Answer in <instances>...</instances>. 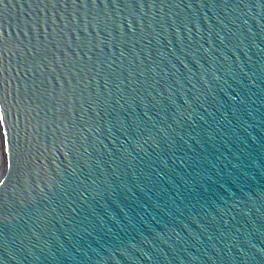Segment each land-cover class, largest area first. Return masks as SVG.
Listing matches in <instances>:
<instances>
[{
  "label": "water",
  "instance_id": "water-1",
  "mask_svg": "<svg viewBox=\"0 0 264 264\" xmlns=\"http://www.w3.org/2000/svg\"><path fill=\"white\" fill-rule=\"evenodd\" d=\"M0 264H264V0H0Z\"/></svg>",
  "mask_w": 264,
  "mask_h": 264
},
{
  "label": "bare ground",
  "instance_id": "bare-ground-1",
  "mask_svg": "<svg viewBox=\"0 0 264 264\" xmlns=\"http://www.w3.org/2000/svg\"><path fill=\"white\" fill-rule=\"evenodd\" d=\"M1 162H2V155H1V149H0V169H1Z\"/></svg>",
  "mask_w": 264,
  "mask_h": 264
}]
</instances>
